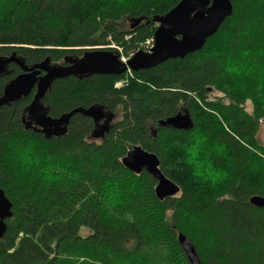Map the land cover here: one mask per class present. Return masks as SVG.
<instances>
[{"label": "trees", "instance_id": "16d2710c", "mask_svg": "<svg viewBox=\"0 0 264 264\" xmlns=\"http://www.w3.org/2000/svg\"><path fill=\"white\" fill-rule=\"evenodd\" d=\"M179 2L0 0V57L16 52L33 66L47 57L63 65L64 57L81 58L87 50L117 54L122 47L126 54L153 37V17ZM231 2L232 15L200 51L132 72L123 87L115 85L128 72L54 82L43 99L49 116L96 104L116 114L102 140H91L93 121L79 114L63 137L25 130L35 90L0 110V189L13 205L0 264H113L105 252L121 264H190L179 234L201 264H264V208L250 204L264 197L257 137L264 120V0ZM133 18L150 23L126 31ZM21 73L11 64L0 76V97ZM211 92L221 97L211 99ZM184 111L192 130L159 126ZM197 137L199 160L223 173L214 182L186 162L184 149ZM133 146L159 158L161 172L180 187L178 196L159 201L150 175L123 167ZM113 190L119 202L109 209Z\"/></svg>", "mask_w": 264, "mask_h": 264}, {"label": "water", "instance_id": "95a60500", "mask_svg": "<svg viewBox=\"0 0 264 264\" xmlns=\"http://www.w3.org/2000/svg\"><path fill=\"white\" fill-rule=\"evenodd\" d=\"M232 12L231 0H181L166 15L154 17L153 21L158 23L159 27L154 34L155 43L151 52H138L127 65L121 64L117 56L106 52L87 53L80 60L65 58V63L69 66L52 65L51 59L46 58L33 67H27L23 60L16 57V54L10 58L2 57L0 58V76L6 74V68L11 63L17 64L23 73L5 87L3 96L0 98V109L27 97L37 85L33 102L26 110L29 114L27 120H24L27 129L31 128L35 122L37 126L44 128L41 132L47 137L62 136L66 133L70 119L79 113L93 119L92 137L103 138L110 131L114 114L102 105L96 104L89 109L78 108L57 118L48 116V110L43 106L42 101L53 81L71 76L82 79L90 75H121L126 71L127 66L137 72L156 68L168 60L184 59L185 56L201 50L217 33L225 20L232 15ZM141 21L142 19H131V28H136ZM42 72L45 75H42ZM160 125L178 130L193 128L188 112L163 120ZM122 164L134 174L145 171L157 179L159 184L155 194L161 202L175 196L180 190L158 170L160 162L157 156L145 152L141 147H134L128 152ZM250 203L256 208H263L264 197H253ZM11 209V202L0 189V239L6 233V220L13 216ZM178 241L186 252L190 264H201L191 242L182 234L178 236Z\"/></svg>", "mask_w": 264, "mask_h": 264}, {"label": "bare ground", "instance_id": "6f19581e", "mask_svg": "<svg viewBox=\"0 0 264 264\" xmlns=\"http://www.w3.org/2000/svg\"><path fill=\"white\" fill-rule=\"evenodd\" d=\"M181 1V0H180ZM178 5V4H177ZM176 5V6H177ZM171 11V10H170ZM169 11V12H170ZM166 15V14H165ZM164 16V15H163ZM158 17V16H157ZM139 19H142V21H143V18H139ZM129 23H130V21H129ZM158 24V23H157ZM159 25V24H158ZM139 26V25H138ZM131 27V26H130ZM159 27V26H158ZM132 29V28H131ZM135 29V28H134ZM157 30V29H156ZM155 34V33H154ZM154 43H155V40L153 41V46H152V48L150 49V52H151V50L153 49V47H154ZM200 51V50H199ZM93 52H106V53H111V54H113L114 56H117L118 57V61L121 63V64H124V65H127L128 64V62L132 59H129V57H127V60H125V59H122V58H120L119 57V55L118 54H115L114 52H110V51H105V50H87V51H85V53L83 54V56L81 57V58H73V57H71V56H66V57H64V60H63V65H60V64H58V63H54L52 60H51V64L52 65H58V66H69V64H66L65 63V58H68V57H70V58H73V59H78V60H80V59H82V58H84V56L87 54V53H93ZM139 52H142V51H139ZM149 52V53H150ZM197 52V51H196ZM143 53H145V52H143ZM195 53V52H194ZM13 54H16V52H13L10 56H5V57H3V58H10ZM193 54V53H192ZM16 57H18L19 59H21V60H23L24 62H25V65L27 66V67H33V66H28L27 64H26V60H25V58L24 57H20V56H18L17 54H16ZM186 57V56H185ZM184 57V58H185ZM0 58H2V57H0ZM47 58H50V57H47ZM46 59V58H45ZM51 59V58H50ZM172 60H175V59H172ZM165 63V62H164ZM11 64H14V65H16L17 67H19L17 64H15V63H11ZM11 64H9L8 66H7V68H6V71H7V69H8V67L11 65ZM36 65V64H35ZM162 65V64H161ZM161 65H159V66H161ZM159 66H157L156 68H158ZM20 68V67H19ZM129 69V70H128ZM153 69H155V68H153ZM21 70V69H20ZM149 70H151V69H149ZM143 71H148V70H140V71H133V70H131L130 69V67L129 66H127V69H126V71L124 72V73H126V72H128L129 73V75H131V73L132 72H136V73H139V72H143ZM21 72L23 73V71L21 70ZM7 73V72H6ZM21 73V74H22ZM123 73V74H124ZM21 74H19V75H21ZM18 75V76H19ZM42 75H45V73L44 72H42ZM122 75V74H121ZM121 75H112V76H121ZM17 76V77H18ZM91 76H94V75H90L89 77H91ZM98 76H103V75H98ZM16 78V77H15ZM14 78V79H15ZM68 78H75V79H77V80H83V79H86V78H88V77H84V78H82V79H79V78H77V77H73V76H71V77H68ZM68 78H65V79H68ZM14 79H12V80H14ZM11 80V81H12ZM59 80H63V79H59ZM10 81V82H11ZM56 81H58V80H56ZM9 82V83H10ZM54 82L55 81H53V84H54ZM8 83V84H9ZM7 84V85H8ZM52 84V85H53ZM6 85V86H7ZM51 88H52V86H51ZM51 88L47 91V93L51 90ZM33 90H35V93H34V96H33V98H32V101H31V103L33 102V99H34V97H35V95H36V92H37V85H35V87L33 88ZM33 90H32V92H33ZM31 92V93H32ZM3 93H4V91H3ZM31 93L28 95V96H30L31 95ZM47 93H46V95H47ZM46 95H45V97H46ZM3 96V95H2ZM27 96V97H28ZM27 97H24V98H27ZM44 97V98H45ZM1 98V97H0ZM43 98V99H44ZM23 99V98H22ZM21 99V100H22ZM20 101V100H19ZM19 101H17V102H19ZM17 102H14V103H17ZM43 102V101H42ZM14 103H12V104H14ZM30 103V104H31ZM12 104H10L9 106H11ZM9 106H4V107H9ZM43 106H44V104H43ZM3 107V108H4ZM45 107V106H44ZM46 108V107H45ZM2 109V108H1ZM0 109V110H1ZM47 109V108H46ZM78 109V108H77ZM87 109H89V108H87ZM48 110V109H47ZM74 110H76V109H74ZM111 112V111H110ZM186 112V111H185ZM185 112H182V114H184ZM70 113V112H69ZM113 113V112H112ZM66 114H68V113H66ZM79 114V113H78ZM114 114V113H113ZM180 114V113H179ZM75 115H77V114H75ZM79 115H82V114H79ZM178 115V114H177ZM190 115V114H189ZM28 116H29V114H28V112H27V115H26V117L25 118H23V126L25 127V130H32V131H34L35 133H39V134H41V135H43L46 139H50V138H53V137H55V138H59V137H63L64 135H66L67 134V132H68V125H67V127H66V133L64 134V135H62V136H51V137H47L46 136V134L45 133H42L41 131L42 130H44V128L43 127H40V126H37L36 125V123L34 122L33 123V125H32V127L31 128H26V125L24 124V120H27V118H28ZM48 116H49V114H48ZM82 116H84V115H82ZM174 116H176V115H174ZM174 116H172V117H174ZM84 117H86V116H84ZM191 117V116H190ZM87 118H89V117H87ZM168 118H170V117H168ZM167 118V119H168ZM89 119H91V118H89ZM117 119V116H116V114H114V119H113V121L110 123V129H111V127H112V123L115 121ZM92 121H93V119H91ZM164 120H166V119H164ZM191 120H192V118H191ZM70 121H71V119H70ZM163 121V120H162ZM104 122V120L103 121H101V124ZM161 122V121H160ZM160 122H159V126L160 127H163V126H161L160 125ZM70 123V122H69ZM192 123H193V120H192ZM93 124H94V121H93ZM194 124V123H193ZM94 127V126H93ZM165 127H168V128H172V129H174V130H176V131H190V130H192L193 128H191V129H189V130H178V129H175V128H173V127H170V126H165ZM193 127H194V125H193ZM94 129V128H93ZM92 133H93V131H92ZM109 133V132H108ZM107 134V133H106ZM105 134V135H106ZM105 135H104V137H105ZM104 137L103 138H99V139H95V138H93L92 137V134H91V136H90V138H91V140H102V139H104ZM134 147H140V146H133L132 147V149L134 148ZM142 148V147H141ZM132 149H130L128 152H130ZM144 150V149H143ZM145 151V150H144ZM128 152H127V154H128ZM145 152H147V151H145ZM149 153V152H148ZM127 154H126V156L125 157H127ZM150 154H153V153H150ZM155 155V154H154ZM156 156V155H155ZM124 157V158H125ZM123 158V159H124ZM158 158V157H157ZM122 159V160H123ZM158 160H159V158H158ZM159 162H160V160H159ZM123 165V164H122ZM161 165V164H160ZM123 167H124V165H123ZM125 168V167H124ZM127 169V168H126ZM158 170L161 172V170H160V166H158ZM130 171V170H129ZM130 172H132V171H130ZM143 172H145V171H143ZM142 172V173H143ZM133 173V172H132ZM141 173V174H142ZM146 174H148V175H150L156 182H157V185H156V187L158 186V184H159V181L157 180V179H155L151 174H149V173H147V172H145ZM134 174V173H133ZM161 174L162 175H164L162 172H161ZM136 175H140V174H136ZM165 176V175H164ZM168 179V178H167ZM169 180V179H168ZM171 181V180H170ZM174 183V182H173ZM178 186V185H177ZM156 187H155V189H156ZM179 187V186H178ZM180 188V187H179ZM180 193V190H179V192L175 195V196H177L178 194ZM174 197V196H173ZM7 198V197H6ZM170 198H172V197H170ZM8 199V198H7ZM10 201V200H9ZM251 204V203H250ZM11 205H12V203H11ZM12 208H13V205H12ZM264 208V207H263ZM11 212H12V214H13V211H12V209H11ZM12 218V217H11ZM10 218V219H11ZM7 221V220H6ZM6 227H7V225H6ZM6 231H7V228H6ZM180 235V234H179ZM178 235V236H179ZM4 237V236H3ZM179 242V241H178ZM181 246V245H180ZM182 247V246H181ZM182 250L184 251V249H183V247H182ZM195 250V249H194ZM184 253H185V255H186V257H187V254H186V252L184 251ZM197 255V254H196ZM199 259V258H198ZM187 260H188V258H187ZM189 262V261H188ZM190 263V262H189Z\"/></svg>", "mask_w": 264, "mask_h": 264}, {"label": "rangeland", "instance_id": "374dc122", "mask_svg": "<svg viewBox=\"0 0 264 264\" xmlns=\"http://www.w3.org/2000/svg\"><path fill=\"white\" fill-rule=\"evenodd\" d=\"M156 17V16H155ZM133 19H136V18H133ZM139 19V18H138ZM154 17L152 18V21H153ZM148 22L147 20L145 21L143 19V21H141V23L139 24V26L136 27V30H139L142 28V26H145V25H148ZM153 23L155 24V31L156 29L158 28V24L156 22L153 21ZM125 30L126 31H133L134 29H131L130 27V23H126L125 25ZM135 30V31H136ZM155 33V32H154ZM132 36L131 35H127V37L125 38V40L129 41L130 38ZM153 41H154V35L153 37L151 38H147L143 43L139 44L135 49H131L129 50L126 54L125 52L122 50V47L118 48V47H115L116 49V53L119 55L120 58L122 59H125L127 60V57H129V59L133 58L139 51H142V52H145V53H149L150 52V49L152 48L153 46ZM129 54V55H128ZM128 55V56H127ZM10 56V55H9ZM57 62V61H54V63ZM129 70V69H128ZM125 74V73H124ZM123 75V74H122ZM129 73L126 74V77L125 79L123 80H118L116 85H115V88H120V87H123L127 82H126V79L128 77ZM221 95L219 93H215V92H211L210 94V98L213 99V98H220ZM246 110L251 113L252 111V105L250 102H247L246 103V106H245ZM185 112V111H184ZM192 118V117H191ZM118 121V117L117 119L113 122V123H116ZM151 130L153 132H155V128L153 125L150 126ZM258 137V141H259V145L260 146H263L264 147V120H260L259 121V133L257 135ZM179 195V194H178ZM177 195V196H178ZM83 235H87V231H83ZM105 255L107 258L111 259L113 261V264H121L122 261H120L118 258H114L112 255L108 254L105 252ZM81 258H75L73 260V262H76V261H80ZM85 262V264H90L91 262L89 260H82ZM142 264H149L148 262H143ZM151 264H158L156 261H153Z\"/></svg>", "mask_w": 264, "mask_h": 264}, {"label": "clouds", "instance_id": "9594fccd", "mask_svg": "<svg viewBox=\"0 0 264 264\" xmlns=\"http://www.w3.org/2000/svg\"><path fill=\"white\" fill-rule=\"evenodd\" d=\"M203 143V141L197 137L195 138L193 144L190 147H187L184 149V151L187 154V163L190 166H193L196 169V175L198 177H203L204 179L214 182L218 179H220L223 175V173L219 171H215L212 169L210 165H205L199 160L200 155V146ZM202 169H206V171H201ZM119 196L120 193L117 190H113L110 193V201L111 204L109 205V209H111V206L119 202Z\"/></svg>", "mask_w": 264, "mask_h": 264}, {"label": "flooded vegetation", "instance_id": "af4514ba", "mask_svg": "<svg viewBox=\"0 0 264 264\" xmlns=\"http://www.w3.org/2000/svg\"><path fill=\"white\" fill-rule=\"evenodd\" d=\"M60 117V116H59ZM32 131V130H31Z\"/></svg>", "mask_w": 264, "mask_h": 264}]
</instances>
